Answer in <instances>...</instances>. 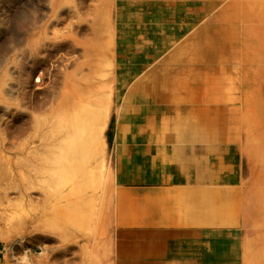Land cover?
<instances>
[{
    "label": "rangeland",
    "instance_id": "1",
    "mask_svg": "<svg viewBox=\"0 0 264 264\" xmlns=\"http://www.w3.org/2000/svg\"><path fill=\"white\" fill-rule=\"evenodd\" d=\"M79 2L0 0V264H114L119 158L141 132L226 137L264 211V0ZM12 9L41 19L19 45ZM216 25L224 61L204 72Z\"/></svg>",
    "mask_w": 264,
    "mask_h": 264
},
{
    "label": "crops",
    "instance_id": "2",
    "mask_svg": "<svg viewBox=\"0 0 264 264\" xmlns=\"http://www.w3.org/2000/svg\"><path fill=\"white\" fill-rule=\"evenodd\" d=\"M221 29L197 50L204 72L224 61ZM158 95L129 112V125L169 92ZM185 136L141 132L124 147L114 264H264V211L252 202L239 148L212 133Z\"/></svg>",
    "mask_w": 264,
    "mask_h": 264
},
{
    "label": "bare ground",
    "instance_id": "3",
    "mask_svg": "<svg viewBox=\"0 0 264 264\" xmlns=\"http://www.w3.org/2000/svg\"><path fill=\"white\" fill-rule=\"evenodd\" d=\"M11 1H13V0H11ZM18 1V0H17ZM95 0H80V2H79V9L81 10V9H85V10H88V11H92V9H93V7H94V5H93V2H94ZM36 2H37V0H36ZM10 3H12V2H10ZM14 3V2H13ZM22 3H24V2H21L20 4H22ZM17 4V3H16ZM19 4V5H20ZM25 4V3H24ZM38 4V3H37ZM12 7V6H11ZM14 9V8H13ZM12 9V11H11V14L9 15V18H11V19H14L15 20V25L18 27V29H19V31H20V33H21V35L19 36V37H17L16 39H14L15 41V44L16 45H19V44H21V42H22V40H23V36L26 34V32H27V29L26 28H28V25L30 24H35V22H37V23H39V22H41V19H38V17H34L33 15L36 13V11L35 10H30V11H28V13L27 14H21V11H19V10H13ZM41 9V8H40ZM9 10V9H8ZM7 12V11H6ZM33 13V14H32ZM2 15V14H1ZM8 17V16H7ZM56 17V21H55V23L53 24V25H55V24H57V22L59 23V20L62 18L61 17V15L59 14V15H56L55 16ZM5 24V23H4ZM37 25V24H36ZM12 27V26H11ZM11 32V31H10ZM3 34V33H2ZM15 34V33H14ZM4 35V34H3ZM6 35V34H5ZM17 35V34H16ZM221 35H222V33H221ZM240 41V40H239ZM5 43V42H4ZM1 44V43H0ZM244 46V45H243ZM242 46V47H243ZM248 46V45H247ZM240 47H241V42H240ZM223 48L221 47L220 48V50H222ZM244 49H245V46H244ZM35 51V50H34ZM251 67V66H250ZM252 68V67H251ZM22 69V68H21ZM22 71H23V76L25 75V73H26V70L23 68L22 69ZM255 82V81H254ZM253 83V82H252ZM235 86V85H234ZM258 86V85H257ZM248 87V86H247ZM78 111V110H77ZM78 114H79V112H78ZM76 112H75V114L74 115H78ZM254 114V113H253ZM252 114V115H253ZM258 114V113H257ZM83 115L85 116V113H83ZM81 116V115H80ZM73 117V116H72ZM82 117V116H81ZM77 118H78V116H77ZM84 118V117H83ZM255 118V117H254ZM87 119V118H86ZM85 119V120H86ZM75 120H76V118H75ZM79 120V119H78ZM78 120H76V122H78ZM254 121H255V119H254ZM75 122V121H74ZM76 122H75V127L73 128V129H76V130H81L82 132L84 131V126L83 127H81L82 126V119L80 120V123L78 122V129L76 128ZM87 122V121H86ZM88 123V122H87ZM80 124H81V126H80ZM137 124H139V123H137ZM252 124V123H251ZM254 124V123H253ZM87 125V124H86ZM255 125H256V123H255ZM254 125V126H255ZM264 125V124H263ZM254 126H253V129H254ZM64 127V126H63ZM259 127V126H258ZM82 128H83V130H82ZM88 128V127H87ZM241 128H242V126H241ZM69 131V130H68ZM88 131H89V128H88V130L86 131L87 132V134H88ZM67 132V131H66ZM74 132H77V131H75L74 130ZM85 132V133H86ZM252 132V131H251ZM81 133V132H80ZM79 133V135H81ZM84 133V132H83ZM258 133H260V132H258ZM69 134V133H68ZM86 134V135H87ZM255 134H256V131H255ZM261 134V133H260ZM259 134V135H260ZM69 136V135H68ZM77 136H78V134H77ZM82 136H84V135H82ZM82 136H80V139H81V137ZM66 137V136H65ZM70 137V136H69ZM71 138V137H70ZM82 138H84V137H82ZM86 139V138H85ZM81 140H83V139H81ZM87 140V139H86ZM84 141V140H83ZM88 141V140H87ZM82 142V141H81ZM86 141H84L83 143H85ZM88 143V142H87ZM86 143V144H87ZM81 144V143H80ZM89 144V143H88ZM87 144V145H88ZM83 147V146H82ZM94 150V149H93ZM76 153H78V152H76ZM76 153H74L75 155H76ZM74 155V156H75ZM19 157V156H18ZM20 158V157H19ZM18 158V159H19ZM23 158V157H22ZM21 158V160L23 161V159ZM31 159V158H30ZM20 160V159H19ZM46 161V160H45ZM49 161V160H48ZM21 162V161H20ZM31 162V161H30ZM29 162V163H30ZM43 162V161H42ZM93 162V161H92ZM48 163V162H47ZM90 163V162H89ZM250 163V162H249ZM253 163V162H252ZM19 164V163H18ZM17 164V165H18ZM31 165V164H30ZM253 165V164H252ZM38 168H39V166H37ZM21 170V169H20ZM19 170V171H20ZM23 170V169H22ZM23 172V171H22ZM257 172V171H256ZM262 172V171H261ZM19 173V172H18ZM64 173H65V171H64ZM23 174V173H22ZM21 174V175H22ZM67 174H69V172H67ZM20 175V174H19ZM76 176V175H75ZM86 177V176H85ZM20 178H21V176H20ZM50 178H52V177H50ZM78 178H80V177H78ZM81 178H84L83 176L81 177ZM22 179V178H21ZM51 180V179H50ZM49 180V181H50ZM79 180V179H78ZM83 180L85 181L86 179L84 178V179H82L81 181L83 182ZM47 182V181H46ZM78 182H80V181H78ZM82 182L80 183V184H82ZM87 182H88V180H87ZM86 182V183H87ZM93 182H94V180H93ZM79 184V183H78ZM88 185H90V182L88 183ZM83 187V186H82ZM84 187H87V185H84ZM83 187V188H84ZM96 188H98V187H96ZM80 189H81V185H80ZM84 189H86V188H84ZM89 189H91V188H89ZM88 189V190H89ZM87 190V189H86ZM87 190V191H88ZM81 192H82V190H80ZM85 191V190H84ZM83 191V192H84ZM86 191V192H87ZM94 191V190H93ZM83 194H85V196L88 194V193H83ZM83 194H80V196L81 195H83ZM90 195V194H89ZM57 196V195H56ZM80 196H78L79 198H80ZM77 197V198H78ZM82 198V197H81ZM85 198H88V197H85ZM56 200V199H55ZM84 200H86V199H84ZM88 200V199H87ZM82 201V200H81ZM14 202V201H13ZM50 203V202H49ZM44 204H48V203H44ZM52 204V203H51ZM80 204V203H79ZM95 204V203H94ZM48 206V205H47ZM83 208V207H82ZM81 208V209H82ZM10 214V213H9ZM12 215V214H11ZM8 217V216H7ZM9 220H10V217H9ZM17 242V241H16ZM41 246V245H40ZM44 246V245H43ZM42 246V247H43ZM41 247V248H42ZM42 251H44V250H42ZM45 251H46V249H45ZM44 251V252H45ZM47 253V252H46ZM43 256H44V254H43ZM33 261V260H32ZM34 261H35V259H34ZM48 261V260H47ZM46 261V262H47ZM45 263V262H44Z\"/></svg>",
    "mask_w": 264,
    "mask_h": 264
}]
</instances>
